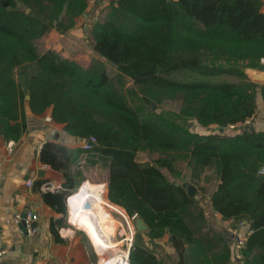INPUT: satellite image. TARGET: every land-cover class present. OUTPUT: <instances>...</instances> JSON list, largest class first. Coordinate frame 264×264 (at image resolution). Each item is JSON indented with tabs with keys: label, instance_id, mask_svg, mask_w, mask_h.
<instances>
[{
	"label": "trees",
	"instance_id": "obj_1",
	"mask_svg": "<svg viewBox=\"0 0 264 264\" xmlns=\"http://www.w3.org/2000/svg\"><path fill=\"white\" fill-rule=\"evenodd\" d=\"M92 1L0 0L1 136L6 141L23 136L29 129L28 105L37 114L51 108L52 119L81 141L96 137L90 150L67 146L58 134L43 143L41 163L63 175L61 190L42 192L44 201L66 214L68 226V218L88 226L101 248L113 243L108 232L76 212L106 226L92 207L95 200L105 201L104 184L91 187L82 171L73 169L81 160L101 164L109 172L108 204L142 217L151 239L169 234L184 240L195 264H226L232 248L225 233L209 225L197 194L189 196L164 169L180 177L175 163L185 161L193 174L181 181L198 190L196 177L213 169L214 211L225 221L250 225L239 249L241 260L264 264V175L259 174L264 130L244 126L257 115L259 94L264 104V82L247 72L264 67L263 0H108L91 29L92 59L44 46V36L53 30L67 34ZM107 62L116 66L114 75ZM187 70L201 78L186 79ZM131 83L179 96L180 110L152 112L136 105ZM193 120L222 131L194 132ZM230 125H243V130L224 133ZM141 151L160 156L143 162ZM63 222L51 219L57 238ZM141 234L131 263L159 264Z\"/></svg>",
	"mask_w": 264,
	"mask_h": 264
},
{
	"label": "crops",
	"instance_id": "obj_2",
	"mask_svg": "<svg viewBox=\"0 0 264 264\" xmlns=\"http://www.w3.org/2000/svg\"><path fill=\"white\" fill-rule=\"evenodd\" d=\"M107 2L108 0H99L98 3L95 1L97 6L93 13H89L90 17L92 15L96 20L99 12ZM262 9L264 11V0ZM54 31H51V36L55 34ZM79 32H81V29L72 30V33L75 34ZM48 47L51 48L52 46ZM248 70L251 71V77L255 71L264 72V67L257 70L249 68L247 72ZM251 79L254 80L252 77ZM256 82L262 83L264 81ZM26 114L29 129L20 139L6 141L0 134V227L2 229L0 250H4V253L0 255V264H99V253L93 247L86 232L79 228H70L66 222V214L55 211L42 197V192L61 190L63 182L61 172L41 163L39 154L43 143L55 139L56 134H58L59 141L70 147H82L83 141L79 137L67 134L64 131V124L55 122L52 119L51 108L44 113L37 114L33 113L27 105ZM248 123H252L255 130H264V106L258 108L257 115ZM247 124L244 126L246 127ZM230 126L232 127V125ZM242 126L235 125L233 128H242ZM236 132L239 131L233 133ZM81 162H84V160H81ZM40 169H45V175L42 177L38 175ZM108 178L109 174L103 179L90 181L93 183L90 185L91 187L96 184H104L105 191L102 193L104 200H107ZM37 180H44L40 187L35 185ZM85 180L89 181V179ZM29 181H32L33 184L29 185ZM183 182L186 181L178 183L182 184ZM100 202L101 200H95V210L106 223L104 227H99L93 221L83 217L77 209L76 212L79 217L93 224L98 231H106L112 236L113 233L108 225L113 218H110L109 215L102 216L100 214L98 211L101 207L99 206ZM102 202L105 203V201ZM200 204L204 208L207 221L213 229L224 233L228 229L239 235L242 240L249 234L250 225L247 222L241 225L234 219L223 220L221 215L214 211L211 197L206 202H200ZM29 211L37 212L40 217V221L37 222L38 230L36 233H29L24 229H20L15 220L16 214L22 216ZM52 218H62L64 221L63 226L60 227L59 238L51 232ZM210 218H212V221ZM120 223L123 225V228H121L123 230L122 237L130 236L124 219L120 220ZM137 232L139 231L136 230L134 233L133 243L137 239ZM141 233L142 243L156 255L159 264H195V257L190 251V245L184 240L169 234L151 239L147 232L141 231ZM225 238H227L226 233ZM227 242L232 248V255L226 264H243L238 242L235 239L227 240ZM88 243H90L93 253L89 251ZM113 245L114 242H111L105 247Z\"/></svg>",
	"mask_w": 264,
	"mask_h": 264
},
{
	"label": "rangeland",
	"instance_id": "obj_3",
	"mask_svg": "<svg viewBox=\"0 0 264 264\" xmlns=\"http://www.w3.org/2000/svg\"><path fill=\"white\" fill-rule=\"evenodd\" d=\"M96 6L97 5H95V1L90 2L88 10L82 15H80L79 17H77L76 25L67 34L61 35L59 32L54 31L55 34L51 36V33L53 32L52 31L48 35L44 36L43 38L44 46L45 47L52 46V48L63 51L64 52L63 54L65 56H74L76 58H84V60L92 59L94 55L93 48H92L94 44V40H93V35L91 34V29L95 22V18H93L92 15L90 17L89 13H93ZM75 29H81V32H79L78 34L72 33V30H75ZM218 62L225 64L224 61H218ZM261 63L264 64L262 60H261ZM106 64L108 66L109 73L111 75H114L116 72V66L108 62ZM250 72L251 71L248 70L249 74H251ZM184 77L186 79H193V78L196 79L199 77L201 78V76L197 72H189L188 70L187 72H184ZM129 86L131 87V90L134 93L136 105L143 106L144 109H146L147 111L178 112L181 108L182 100L179 96H174L169 93L158 92L147 86H138V85H133L132 83L129 84ZM260 95L261 94H259L258 96V108H261L264 106L263 101H262L263 100L262 96ZM145 100H147L148 103H146ZM242 128L240 127L233 128L231 126L230 127L228 126L223 131L224 133L230 134L235 131L241 132ZM191 129L192 131L201 133V134L217 133L219 131H222V128H219L218 126H215V125H211L209 127L201 126L196 120L192 121ZM159 156H160V153H157V152L141 151L138 153V159L143 162H151ZM175 167L177 169V172L181 174L180 177L173 175L172 173L168 172L166 169H164V171H166L168 176H170V178H172L176 182H181L183 177H190L193 174L191 168L188 167L185 161L183 160H177L175 163ZM73 169L75 171L77 170L82 171L84 179H89V181H97V180L103 179L107 177L109 174L108 169L105 166H102L101 164H88L86 161L77 164ZM216 178L217 177L213 169H207L198 178L196 177V183L198 184L199 187H201L196 192L197 194L196 197L198 198L200 202H206L207 199L210 197L216 185V181H217ZM85 181L87 180H84V182ZM105 201L109 202L108 200H105ZM99 206L101 207L98 211L100 212L102 216L109 215L110 218H113L108 225L109 228H111L110 231L113 233L112 234V240L114 242L113 246L100 248V246L95 243V240L93 239L94 238L93 234L90 231L88 226L84 224H77V223L73 224L74 222H72V218H68L67 221L69 224H71L69 225L70 228H74V229L79 228V229L84 230L87 236L89 237L93 247L98 251V253L102 256L107 257L106 252L108 250H110V253H113V252L115 253L126 242V241L121 240L122 239L121 233L123 232V230L120 227H118L120 226V220H123L124 218L120 214H118V212L116 211L115 208H113V206H110L108 203L106 204L101 201ZM92 207H94L95 209V202L92 203ZM117 207H120V206H117ZM98 217H101V216L98 215ZM210 220L212 221V218H210ZM88 247H89V251L93 253L94 251L90 243H88Z\"/></svg>",
	"mask_w": 264,
	"mask_h": 264
},
{
	"label": "built area",
	"instance_id": "obj_4",
	"mask_svg": "<svg viewBox=\"0 0 264 264\" xmlns=\"http://www.w3.org/2000/svg\"><path fill=\"white\" fill-rule=\"evenodd\" d=\"M264 62V58L261 59ZM51 119V118H48ZM235 125H232V127H234ZM97 143V139L94 136H91L89 139L84 140L82 142V148L85 150H90L95 144ZM259 174L264 175V166L261 167V169L259 170ZM33 182L29 181V185H32ZM73 195V194H72ZM71 198V195H69L67 197V204L69 202V199ZM109 203V202H107ZM106 203V204H107ZM115 206V205H114ZM116 211L118 212V214H120L123 218L124 221L126 223V225L128 226V230L130 233V236H124L122 237V241H126L117 252H113L110 253V250H108L106 252V256H102L99 254L100 259H99V264H132L131 263V250L133 247V239H134V233L136 232V225H135V219L138 216L137 214L134 215H129L126 210L122 207H117L116 206ZM24 219V229L29 232V233H36L38 230L37 227V222L40 221V217L39 214L37 212L34 211H29L26 213V216L23 217V215L21 216V214H16L15 215V220L16 221H20ZM242 224V223H241ZM120 228H123V225L120 223V226H118ZM2 236V229L0 227V237ZM115 237V235H114ZM113 237V238H114ZM238 246L241 247L242 244L244 243V240L240 239L239 241H237ZM4 253V250H0V255ZM118 253V258L116 260H113L114 257L113 255Z\"/></svg>",
	"mask_w": 264,
	"mask_h": 264
},
{
	"label": "water",
	"instance_id": "obj_5",
	"mask_svg": "<svg viewBox=\"0 0 264 264\" xmlns=\"http://www.w3.org/2000/svg\"><path fill=\"white\" fill-rule=\"evenodd\" d=\"M99 0H96V2H98ZM30 8L27 9V11L29 12ZM251 77L256 80V81H264V72L262 71H255L254 73H252ZM27 99H30V95H27L26 97ZM247 128H250L251 130H254L255 128L253 127L252 123H248L246 125ZM39 177H42L45 175V169H40L38 172ZM262 178L264 179V176H262ZM182 186L186 189L187 193L189 194V196H194L197 192V187L192 184L191 182H183ZM26 214L23 215V217H25ZM24 219L17 221V225L19 226L20 229H24ZM135 225L137 228V231L141 232V231H146L148 230V224L145 222V220L140 217L137 216L135 219ZM25 230V229H24ZM225 233L227 235V240L230 239H235L236 241L240 240L239 235H236L234 232L230 231V230H225Z\"/></svg>",
	"mask_w": 264,
	"mask_h": 264
},
{
	"label": "bare ground",
	"instance_id": "obj_6",
	"mask_svg": "<svg viewBox=\"0 0 264 264\" xmlns=\"http://www.w3.org/2000/svg\"><path fill=\"white\" fill-rule=\"evenodd\" d=\"M100 248H101V247H100ZM113 257H114L113 260H116V259L118 258V253L114 254ZM106 259H107V257H106Z\"/></svg>",
	"mask_w": 264,
	"mask_h": 264
}]
</instances>
